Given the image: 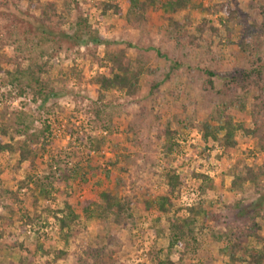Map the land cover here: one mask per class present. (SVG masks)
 Instances as JSON below:
<instances>
[{
	"label": "rangeland",
	"instance_id": "rangeland-1",
	"mask_svg": "<svg viewBox=\"0 0 264 264\" xmlns=\"http://www.w3.org/2000/svg\"><path fill=\"white\" fill-rule=\"evenodd\" d=\"M98 1H13L16 10L7 13L10 19L18 13L12 24L17 26L18 37L24 45L18 63L31 59L45 61L54 51L53 46L40 43L34 33L26 36L31 23L37 25L35 19L40 16L37 5H56L59 15L53 27L58 29V42L63 48L51 60L54 67L50 70L51 76L59 79L56 91L61 94L43 106L31 94L17 96L15 89L6 86V75L0 73V141L17 145L25 138L19 132L23 127L15 124L13 113L31 116L32 131L39 132L46 126L51 131L47 133L51 144L44 153L42 138L34 146L39 152L34 166L26 163L19 168L17 154H0V231H3L0 264H49V261L51 264L52 256L35 252L38 240L44 242L46 250L67 251V259L55 264H82L87 254L94 256L89 260L91 264H156L151 260V252L155 247L165 254L168 238L157 237L151 227L160 216L163 223L159 226L163 229L167 217H173L175 211L169 216L161 215L154 204L166 192L164 173L169 169L176 170L185 180L177 207L201 204L217 217L205 223L199 219L198 226L204 224L206 229L201 246L195 258L188 257L182 264H226L228 258L219 252L224 243L216 236L230 228L234 232H248L252 226L249 215L264 212V183L257 192L249 185L242 192L232 191L231 172L240 161L249 165L264 164V153L241 132L236 135L237 146L233 150H225L211 139L204 141L202 124H218L220 101L215 92L206 90V83L208 72L215 73V83L221 87L249 68L248 58L238 43L241 31L247 29L254 36L255 49L251 53L261 57L264 66V0H191L187 9L177 13H166L161 3L166 1L160 0L147 10L141 22L136 23L137 19L131 16L129 25L125 20L128 0H116L124 13L122 17L109 12L101 18V9L94 6ZM226 5L237 9L242 21L234 42L228 40L227 31L220 24L227 17ZM1 19L4 22V12ZM7 22L2 25L3 29L9 26ZM87 26L91 27L90 36L85 32ZM78 30L79 37L83 34L80 40L75 38ZM92 37H101L113 48L127 49L134 61L141 60L143 67L152 71L151 79L159 81L172 71L171 79L156 95L150 94L149 81L137 97L112 92L100 100L92 80L106 70L87 51L103 57L105 48H95ZM39 45L45 49L44 54ZM12 51L13 47L4 50L5 53ZM70 69L75 70L73 74ZM97 109L101 110L99 117ZM5 110L8 114L1 118ZM231 115L235 121L250 123L248 113L235 110ZM163 130L170 133L165 134ZM77 167L79 172L69 177ZM194 173L208 175L215 182L214 189L201 190V183L193 179ZM27 175L37 178L51 191L50 197L38 199L37 209L31 208L35 186L21 188ZM103 191L119 198L131 197L133 219L127 218L118 224L111 217L83 218L79 203L99 198ZM144 201L153 206L146 209ZM238 201L243 204L240 209L235 207ZM66 203L78 206L81 217L77 235L68 241L60 238L54 218V213L62 211ZM11 208L15 211L13 215H10ZM24 208L29 210L31 221L22 224L25 220L21 219L20 211ZM7 218L11 222L6 226ZM256 223L262 225L264 236V221L258 218ZM178 257L175 254L171 259L177 261Z\"/></svg>",
	"mask_w": 264,
	"mask_h": 264
},
{
	"label": "trees",
	"instance_id": "trees-1",
	"mask_svg": "<svg viewBox=\"0 0 264 264\" xmlns=\"http://www.w3.org/2000/svg\"><path fill=\"white\" fill-rule=\"evenodd\" d=\"M13 1L21 2L28 1L32 3V0H1L0 1V13L4 12V22L0 16V73L6 75L5 84L11 89H15L17 96L25 94H31L34 99L40 100L42 106L45 105L52 97L60 96L57 93V84L59 79H54L50 70L54 67L51 64V60L56 56L58 50L63 47L59 44V35L56 32L58 29L53 27L54 19L59 15L56 5L48 3L46 6H39L40 16L35 19L37 25L33 23L31 28L26 32V36H30L32 33L38 37L40 43L49 44L53 46L54 51L49 56V59L38 62L36 60H28L26 63H18V55L22 54L24 45L18 37L17 26L12 25L13 21L18 18L16 11L15 18L10 19L7 13H11L16 10V5ZM39 1V0H38ZM160 0H128L129 10L126 16V23L129 25L130 17L134 16L137 20L145 19L146 12L150 7H154ZM162 1V0H161ZM161 2L163 4L164 11L166 13H177L180 10L187 9L191 0H165ZM101 9V17H105L109 12L122 17L124 15L121 7L116 3V0H100L94 3ZM139 11L140 13L136 12ZM224 14L227 15L225 20L221 19L220 24L227 31L228 40L235 41L234 37H238L237 29L241 28L242 21L239 17L237 9H233L231 6L226 5L224 7ZM5 29L2 28L3 24H6ZM232 25V26H229ZM91 27L87 26L85 31L87 35ZM12 31V34L9 33ZM241 31V30H240ZM80 30L76 32V39L80 40L83 37H79ZM242 35L239 36L238 43L241 46V52L248 58L249 68L241 73L240 76L234 77L230 82L218 87L215 83V73L208 72L209 79L206 83V90L213 91L219 97L218 104V124L212 125L209 122L202 124L201 130L203 132L204 141L208 142L209 139L217 141L225 150H233L237 146L236 135L241 132L244 137L254 141L256 148L259 152L264 153V66L262 65V58L254 53H251V49H255L254 36L251 34V30L248 29ZM11 35V36H9ZM20 36V35H19ZM16 38V39H15ZM92 43L95 48L104 46L105 52L103 57H96L92 55L89 50L88 56L92 59L96 58L97 64L106 70L104 74L97 75L93 78L92 83L97 87V94L100 100H105L106 96L112 92L124 93L128 97H137L140 92L143 91L145 84L151 82L150 94L156 95L162 85L169 81L172 77V71L164 74L161 80L151 79V70H146L144 62L141 60L134 61L128 54V50L125 48H113L109 42L105 43L101 37H92ZM91 40V39H90ZM26 43V42H24ZM33 44V40H32ZM23 45V46H22ZM48 45V46H49ZM40 46V45H39ZM7 47H13V51L5 53L4 50ZM240 48V47H239ZM42 53H45V49L41 48ZM250 49V50H249ZM14 62V63H13ZM10 66L11 68H9ZM73 74L74 69L69 70ZM81 74V72L79 71ZM148 75L150 80H148ZM78 76V75H77ZM80 79V76H78ZM237 110L239 113H248L250 117V123L247 125L244 121H235L232 111ZM8 110L2 113L1 118H6ZM15 124L22 126V131H19L24 140L20 141L17 145L5 144L0 141V154L8 152L10 154H17L19 168L23 164H29L34 166L36 158L39 155L38 149H35V145H38L43 139L41 151L44 153L49 146L47 140V133L51 134L50 127L46 126L43 130L32 131L31 116L24 112L13 113ZM101 115V110H96V116ZM133 131V129H132ZM3 134L6 132L2 129ZM163 133H170L163 130ZM127 158V157H126ZM78 166V165H76ZM67 167V166H66ZM80 168L71 171L69 177L72 178L79 172ZM52 176L55 172L53 167L50 168ZM63 172V169H59ZM231 174L233 180L231 182L232 191L242 192L246 186H251L257 192L263 187L264 183V164L262 165H249L246 162H241L235 165ZM164 179L166 182V192L159 196L157 201H154L156 211L158 214L169 216L173 210V217H167L165 227H160L162 222L161 217L153 223L151 231H154L157 237L168 238V246L166 253H163L162 249H156L154 247L151 252L152 262L156 264H182L186 258L193 257L198 253V249L201 246V238L205 232L204 224L198 226L199 219L202 218L204 223L209 220H216L217 217L211 215L209 207H205L201 204H191L190 206L177 207L182 197V189L185 185V180L174 169H169L164 173ZM195 182H199L201 190H213L215 182L205 174H193ZM122 183V182H121ZM205 183V187L202 184ZM30 184L35 186L34 192L32 191L31 208L37 209L38 199L40 197L48 198L51 196V191L46 185H42L40 180L27 175L26 179L21 183V188L29 189ZM120 184V182H119ZM64 193V192H62ZM66 194V193H65ZM71 196L70 194H68ZM99 198L87 200L79 203L80 211L83 212V218L91 219L97 217V219H109L113 218L116 223L122 224L125 220L133 219L132 214V201L131 197L124 196L119 198L118 195H114L110 191H103L99 194ZM11 196L16 198V194L12 193ZM146 209H150L153 205L149 201H144ZM243 206L241 201L235 204L237 209ZM176 207V208H175ZM79 207L75 204L66 203L62 211L54 213V218L58 223V229L60 238L64 241L72 236L77 235V222L81 219L77 209ZM255 209V208H253ZM24 210V211H23ZM47 210V209H46ZM186 212V214H184ZM21 219L31 221L29 210L27 208L21 209ZM15 214L13 208L10 209V215ZM61 214V215H59ZM36 215L35 217H37ZM261 218L264 221V212H257L256 214L249 215V220L252 222L250 231L234 232L231 228L221 233L220 236H216L218 241L224 243L220 248V254L225 255L228 258L226 264H264V236L261 234L263 229L261 224L256 223V219ZM2 218L0 217V220ZM11 222V218L6 219V226ZM163 223V222H162ZM25 226V225H24ZM23 227V226H22ZM215 235V234H213ZM3 238V231H0V241ZM252 240V241H251ZM253 242L255 245H253ZM21 248L24 244L21 243ZM28 254H32L31 250L25 249ZM35 252H42L43 255L52 256L53 260L51 264H55L58 261L65 260L69 256L67 251L55 250L50 248L45 249L44 242L37 241L35 243ZM177 254L178 260L173 261L171 256ZM164 255V257H162ZM92 254H87L82 259V264H91L89 260L93 259ZM50 264V261H49Z\"/></svg>",
	"mask_w": 264,
	"mask_h": 264
}]
</instances>
